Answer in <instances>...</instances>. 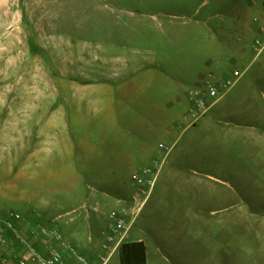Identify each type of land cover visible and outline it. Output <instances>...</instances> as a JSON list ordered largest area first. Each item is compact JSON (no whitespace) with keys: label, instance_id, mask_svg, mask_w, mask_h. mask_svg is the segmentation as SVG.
<instances>
[{"label":"rangeland","instance_id":"rangeland-1","mask_svg":"<svg viewBox=\"0 0 264 264\" xmlns=\"http://www.w3.org/2000/svg\"><path fill=\"white\" fill-rule=\"evenodd\" d=\"M263 1L0 0V220L33 209L72 240L73 220L95 218L97 249L110 212L145 186L134 174L164 159L125 241L142 238L148 264H187L202 249L205 264H264V51L253 48ZM235 69L232 89L183 130L190 93ZM170 99L179 115L168 120L153 104ZM65 136L131 158L101 160L116 174L75 173L81 154L59 148ZM224 168L237 181L219 176ZM206 173L231 181L209 182L232 206L204 202ZM119 252L107 264H120Z\"/></svg>","mask_w":264,"mask_h":264},{"label":"built area","instance_id":"built-area-1","mask_svg":"<svg viewBox=\"0 0 264 264\" xmlns=\"http://www.w3.org/2000/svg\"><path fill=\"white\" fill-rule=\"evenodd\" d=\"M264 5V1H263ZM257 21L258 18L255 17ZM264 26L259 28L253 48L256 56L264 51ZM243 72L235 69L233 78L222 79L215 83L207 82L204 89L190 93L192 107L189 116L192 123L207 114L209 109L219 102L241 78ZM164 147L166 155L171 147ZM164 159H154L153 164L134 174L140 187L133 196V206L122 207L110 212L111 222L103 231L104 240L90 257L66 239L54 219H41L39 215L27 216L15 210H9L0 220V264H107L128 237L136 215L147 200L157 178L159 165Z\"/></svg>","mask_w":264,"mask_h":264},{"label":"crops","instance_id":"crops-1","mask_svg":"<svg viewBox=\"0 0 264 264\" xmlns=\"http://www.w3.org/2000/svg\"><path fill=\"white\" fill-rule=\"evenodd\" d=\"M257 32H259V28H258ZM262 68H264V65L262 66ZM255 76L258 79H260V78L264 79V70H258L255 73ZM178 99H181V98L179 97ZM256 101L259 102L260 100L256 99ZM175 106H176V103H174V101L172 99H170V100H167L166 103L163 105L153 104V109L158 111V112H165V114L168 112L169 113L171 112L170 113L171 115L169 116V118H167L168 120H170V118H172L174 116L176 119L177 116L179 115L178 110L176 109ZM263 109H264V107H263ZM190 120H191V118H190ZM197 122L192 123V121L187 120V123L184 124V126H183V130L187 129L188 127H190L192 125H196ZM179 123H180L179 119L172 121L170 123L168 129L166 130V134L170 135L173 132V130H177L178 128H180L181 125ZM241 124L239 125V127H249L248 125L243 126L244 124L243 125H241ZM161 126H162V123L159 121L158 122V131L159 132L162 131ZM250 126L252 127L254 125H250ZM53 141L56 142L55 140H53ZM37 142L43 144L45 147L46 144L51 143L52 141L50 139H47V138L46 139L42 138V139H40V141H37ZM57 142L62 144L59 147L62 150L68 151L70 153L78 152L81 154V156H80L81 162H79L74 167V170L76 171V172L74 171L75 173H79L80 171H81L80 173H82L83 170H85L84 172H90L92 170H97V169L101 168L103 174H107V175L116 174L117 168L113 167V165L107 166L101 160H103V159L114 160V159L131 158L130 155L127 154V152H126L127 150L122 149V150H120V152L118 154H116V150H117L116 148L118 146L114 145L110 149L107 147L102 148L98 144H96L91 137L79 138V140L77 141V140H73L69 136H65V137L59 138ZM140 154L143 156H146L149 154V147H148L146 141L143 142V145L140 149ZM116 155L118 157H116ZM218 174H219V176H223L224 178H227L228 176L230 177V176L234 175L235 180L237 179V173L236 172L233 173L232 170H227L225 168L219 169ZM205 176L206 177H204L203 179H200L201 182L198 185L199 187H202L203 191H205V190L208 191V195L204 194V197H203L205 199L204 202L207 201L206 204H208V202H210L211 199H214L218 203H224L225 206H227V205L232 206L233 205V203L231 201L232 197H231V195H230L231 198L228 197L225 188L222 190H217V189H215L216 185L209 182V181H214L215 183L221 184L222 186H224L226 188L227 187L232 188L231 181L227 180V179H223L222 177H218L217 175L211 174V173H206ZM211 192H212V194H211ZM118 201H120V200H118ZM6 215H7V213H6ZM24 215H27V216L39 215L41 217V219L43 218L42 214H38L33 209L24 213ZM73 221H74L73 223H75V225H76V226H73V236L75 237V239L70 240V238L65 235L66 239L70 242L77 244L80 248H83L84 253H86L90 257H93L95 249L92 246V242L94 240L93 239L94 237L92 236V232L96 228L97 219L91 218L90 220H87L84 223H83V221L80 222L76 219ZM87 227H89L91 229V234L89 235L88 242L86 243L85 231H86ZM105 228L106 227H104V229L103 228L102 229L105 230ZM139 240H143V239L138 238V239H133V240H128V241H139ZM146 245L148 248L147 243H146ZM205 262H210V258H206L204 250L202 249L199 252V254L194 252V256L192 257L190 262H188L187 264H189V263L190 264H205ZM120 264H121V261H120ZM147 264H148V249H147ZM181 264H183V263L181 262Z\"/></svg>","mask_w":264,"mask_h":264},{"label":"trees","instance_id":"trees-1","mask_svg":"<svg viewBox=\"0 0 264 264\" xmlns=\"http://www.w3.org/2000/svg\"><path fill=\"white\" fill-rule=\"evenodd\" d=\"M147 249L143 240L124 241L119 252L121 264H147Z\"/></svg>","mask_w":264,"mask_h":264}]
</instances>
